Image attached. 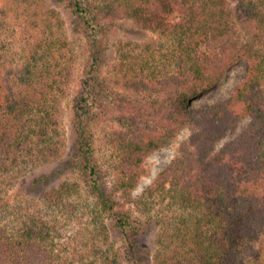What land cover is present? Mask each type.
Listing matches in <instances>:
<instances>
[{"label":"trees","instance_id":"trees-1","mask_svg":"<svg viewBox=\"0 0 264 264\" xmlns=\"http://www.w3.org/2000/svg\"><path fill=\"white\" fill-rule=\"evenodd\" d=\"M61 1L79 20L85 37V77L73 99L75 156L80 157L86 191L96 201L93 219L106 233L105 244L110 238L103 214L134 249L144 227L131 206H179L170 221L157 220L156 264L257 261L264 235V0ZM123 19L158 31L166 43L142 47V55L134 57L140 68L120 64L127 66L121 72L122 86L144 94L146 103L134 115L154 119L147 127L113 134L107 178L96 160L92 130L109 112L99 104L94 86L101 76L107 35ZM241 61L247 63L246 75L228 99L201 107L189 103ZM73 75L72 48L59 20L33 39L17 65L0 42V186L62 157V105ZM245 118L250 122L215 151ZM185 128L191 130L189 142L135 198L134 190L147 176L146 158ZM45 180L41 176L35 182ZM71 187L68 182L60 185L48 196L49 204L73 212ZM19 209L0 197V264H117L109 246L102 250L85 242L83 253L70 243L67 247L56 216L32 211L19 216Z\"/></svg>","mask_w":264,"mask_h":264},{"label":"rangeland","instance_id":"rangeland-1","mask_svg":"<svg viewBox=\"0 0 264 264\" xmlns=\"http://www.w3.org/2000/svg\"><path fill=\"white\" fill-rule=\"evenodd\" d=\"M230 1L235 3L237 0ZM58 20L64 26V33L74 56L71 91L62 105L65 133L63 155L53 163L32 169L24 177L17 178L15 182L14 179L11 183L6 180V183L0 186V197H5L11 205H18L20 207L19 216L27 211L56 216L58 233L61 234V241L67 247L72 244L78 247L79 252L83 253L87 249L85 242H88L90 246L94 243L97 249L105 250L110 247V258L117 264H156L155 254L158 251L157 235L159 230L157 220L170 221L174 214H179V206L163 208V206L151 204L149 210L144 207L135 209L131 206L133 217L143 219L142 227H144V232L136 237L138 243L134 249L128 246L120 230L114 227V222L103 214L101 220L107 224L110 238L109 242L105 244L102 235L106 233H103L99 228L100 221L93 219L97 215L96 201L86 191L85 179L78 169L77 161L80 160V157L75 156L73 99L81 90L87 62L85 37L79 31V20L61 0H0V42L8 46L10 58L14 65H17L23 60L33 39L45 32L49 25L54 27ZM107 36V49L102 63L101 76L98 79L99 82L94 86V91L99 104L106 106L109 116L93 125L92 131L95 138L96 160L105 171L107 178H110L108 168L113 161L111 140L117 135L113 134L127 131L131 127H147L153 123L154 119L153 116L151 122L149 116L141 118L134 115L136 110L142 108V105L146 103L143 98L144 94H138L136 91L122 86L119 82L121 81V72L127 66L122 67L121 65L126 61V63L131 62L130 64L135 68H137L136 66L140 68L141 65L134 64V57L140 55L142 47L148 44L157 47L159 43L165 44L166 40L158 31L143 28L133 19L120 20ZM246 71L247 63L245 61L235 64L226 71L224 77L213 88L201 92L189 103L201 107L228 99L244 79ZM132 89L135 90V88ZM131 110H134L135 113H132ZM150 113L152 114V111H148V114ZM249 122L250 118L239 121L236 127L228 131L217 143L215 151H218L230 140L231 134H238ZM190 136L191 130L185 128L170 144L157 149L146 158L144 166L147 176L141 179L134 190L135 198L141 197L159 173L180 154L181 147L189 142ZM67 159L70 162L73 161L74 164L69 166ZM104 171L102 172L105 177ZM41 176H46V180L35 182ZM64 182H68L72 186L68 198L74 207L73 212L64 208L56 209L55 206L49 204L48 196ZM159 214H164L165 218H157L156 216H160ZM4 215L11 220L10 214ZM151 216H155V218L149 219ZM249 264H264V235L261 256L257 261Z\"/></svg>","mask_w":264,"mask_h":264}]
</instances>
